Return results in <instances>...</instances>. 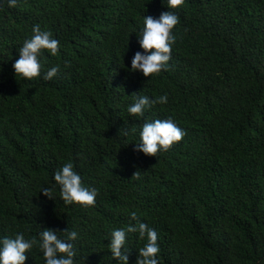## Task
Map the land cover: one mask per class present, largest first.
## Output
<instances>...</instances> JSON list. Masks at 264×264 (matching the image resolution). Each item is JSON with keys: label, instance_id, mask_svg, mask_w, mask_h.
<instances>
[{"label": "trees", "instance_id": "1", "mask_svg": "<svg viewBox=\"0 0 264 264\" xmlns=\"http://www.w3.org/2000/svg\"><path fill=\"white\" fill-rule=\"evenodd\" d=\"M168 10L180 21L168 70L131 71L143 16ZM35 24L61 47L29 80L12 65ZM164 94L143 118L127 112ZM169 117L180 142L133 151L144 120ZM69 161L95 206L64 204L53 174ZM133 211L158 233L159 264H264V0H0V238L75 230V264H118L111 232ZM145 243L128 234V264ZM26 255L45 264L38 247Z\"/></svg>", "mask_w": 264, "mask_h": 264}, {"label": "clouds", "instance_id": "2", "mask_svg": "<svg viewBox=\"0 0 264 264\" xmlns=\"http://www.w3.org/2000/svg\"><path fill=\"white\" fill-rule=\"evenodd\" d=\"M185 0H167L168 9H176L184 4ZM9 7L17 6L18 0H7ZM178 15L173 11H163L159 17L143 16V26L138 35V43L143 53L135 52L131 59V71H139L144 77L158 75L167 71L171 59L172 48L176 42L173 30L179 23ZM60 42L53 38L50 31L42 30L39 24L32 26V36L25 40L19 49L18 59L12 67L16 76L33 79L41 76L43 65L40 57L47 51L56 56L60 50ZM68 67V62H65ZM60 72V65L50 67L43 75L44 80H51ZM167 94L155 99L147 95H136L134 102L128 106L127 112L132 116L143 118L145 111L155 104L167 103ZM129 129H123L124 136L129 135ZM135 132V130H132ZM186 132L171 118L144 120L139 128V142L133 143V151L143 153L145 156L156 157L161 151H168L174 144L180 142ZM53 178L60 189V197L65 205L78 204L84 207L95 206L97 189L84 186L81 176L74 170L71 161L63 164L56 170ZM133 179L140 178V171L134 172ZM48 199H53V190L41 189ZM130 221L125 227L114 229L108 247L113 259L118 264H128V251L124 250L128 234L137 233L146 243L138 249L135 264H159L160 252L158 233L154 228L140 221L138 213L129 214ZM62 233L63 235H58ZM78 233L65 229L58 231L45 228L39 232V239L33 237L26 239L23 232L14 237L0 238V264H25L26 253L33 247H38L43 254L45 264H75L76 248L73 243Z\"/></svg>", "mask_w": 264, "mask_h": 264}]
</instances>
